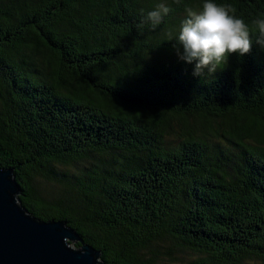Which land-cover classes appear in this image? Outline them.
I'll return each instance as SVG.
<instances>
[{
    "label": "trees",
    "instance_id": "1",
    "mask_svg": "<svg viewBox=\"0 0 264 264\" xmlns=\"http://www.w3.org/2000/svg\"><path fill=\"white\" fill-rule=\"evenodd\" d=\"M201 4L0 0V167L105 263L264 264V45L194 75L171 39Z\"/></svg>",
    "mask_w": 264,
    "mask_h": 264
},
{
    "label": "water",
    "instance_id": "2",
    "mask_svg": "<svg viewBox=\"0 0 264 264\" xmlns=\"http://www.w3.org/2000/svg\"><path fill=\"white\" fill-rule=\"evenodd\" d=\"M19 193L12 169L0 167V264H108L65 221L29 213Z\"/></svg>",
    "mask_w": 264,
    "mask_h": 264
},
{
    "label": "clouds",
    "instance_id": "3",
    "mask_svg": "<svg viewBox=\"0 0 264 264\" xmlns=\"http://www.w3.org/2000/svg\"><path fill=\"white\" fill-rule=\"evenodd\" d=\"M169 8L161 3L158 9L147 13L153 23H159L167 15ZM264 45V16L251 22L235 14V9L218 3L217 0H202L198 10H186L178 31L171 39L179 45L178 57L193 64V74L201 75L204 69L215 72L226 64L232 53L240 56L247 54L253 39Z\"/></svg>",
    "mask_w": 264,
    "mask_h": 264
},
{
    "label": "rangeland",
    "instance_id": "4",
    "mask_svg": "<svg viewBox=\"0 0 264 264\" xmlns=\"http://www.w3.org/2000/svg\"><path fill=\"white\" fill-rule=\"evenodd\" d=\"M170 138H172V139H173V138H174V136H171ZM42 185H43V184H42ZM43 187H46V186H43Z\"/></svg>",
    "mask_w": 264,
    "mask_h": 264
}]
</instances>
